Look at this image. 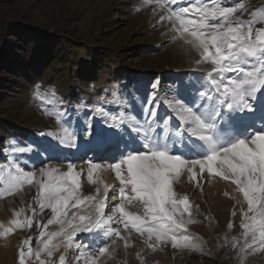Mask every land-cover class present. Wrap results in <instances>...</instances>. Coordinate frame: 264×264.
Returning <instances> with one entry per match:
<instances>
[{
    "label": "snow or ice",
    "instance_id": "1",
    "mask_svg": "<svg viewBox=\"0 0 264 264\" xmlns=\"http://www.w3.org/2000/svg\"><path fill=\"white\" fill-rule=\"evenodd\" d=\"M153 3L158 23L170 26L172 42L178 41L186 50L196 53L192 71L200 74L190 88L182 86L171 97H160L159 83H152V92L140 98L139 116L94 108L108 127L121 133L125 131L123 126L129 130L126 139L121 137L124 149L108 158L110 164L105 167L87 162V181L98 185L96 195L83 194V169L78 171L77 164L67 157L38 171L29 170L17 154L33 153V148L13 142L14 158L6 157L0 164V198L14 195L25 186L33 187V201L39 211H51L42 227L60 226L58 231L40 232V237L47 239L41 240L42 248L35 252L32 238L24 239L18 249L19 264H26V258L33 255L37 264H52L51 257L61 246L66 251L77 250V264H101V257L111 255L110 245L116 239L124 240L125 247L128 246L119 226L129 234L135 231L141 237L146 235L145 243L153 250L167 244L173 249L200 248L201 244L188 234V225L194 222L189 197H181L174 189L185 171L189 182L200 190L205 172L236 186L247 208H241L242 231L232 238L231 246L240 259L249 251L264 252V124L256 127L237 115L253 111L258 94L264 100V9H254L244 19L247 6L242 0L233 6H226L229 0H143L142 6ZM37 97L56 123L54 130L41 135L74 147L78 132L101 134L91 123L86 131L77 130L64 112L49 107L58 103L54 93L37 92ZM161 105L168 110L162 117L158 114ZM106 170L114 172L119 188L105 183L101 195L98 174ZM110 191L119 203L106 212ZM133 202L142 205V213L128 210ZM28 207L32 215H27L23 207L14 211L10 226L0 230V237L17 229L32 228L37 209L31 204ZM81 233L91 235V247L77 242ZM57 238L59 243H54ZM42 253L49 259H41ZM59 264H67L65 255H60Z\"/></svg>",
    "mask_w": 264,
    "mask_h": 264
},
{
    "label": "rangeland",
    "instance_id": "2",
    "mask_svg": "<svg viewBox=\"0 0 264 264\" xmlns=\"http://www.w3.org/2000/svg\"><path fill=\"white\" fill-rule=\"evenodd\" d=\"M242 2L247 6L244 19L252 10L264 9V0ZM235 3L237 0H229L226 6ZM142 5L143 0H0V164L6 157L14 158L11 151L14 141L20 146L30 145L33 153L17 154L21 164L26 162L29 170L38 171L67 157L77 164L78 171L83 169L80 177L83 194L96 195L98 185L87 181V162L91 160L105 167L110 164L111 156L104 153L99 157L98 151L114 148L115 155L123 150L125 141L121 137L126 139L129 130L123 126L125 131L121 133L108 127L94 108L139 116L140 98L152 92V83H159L160 97H171L182 86L190 88L200 74L192 71L196 53L186 50L178 41L172 42L170 26L158 23L159 15L153 14L155 3ZM46 41L53 46L50 52H42ZM37 92L54 93L58 103L49 107L64 112L72 127L86 131L91 123L101 134L78 132L74 147L41 135L54 130L56 123ZM253 105V111L237 115L260 127L264 124V100L259 94ZM167 111L161 105L158 114L162 117ZM103 132L116 134L105 136ZM49 156L59 159L49 160ZM108 171L111 170L98 174L102 181L101 195L105 183L119 188L113 171L112 179L105 176ZM174 189L181 197L185 194L189 197L194 222L188 225V234L201 247L173 249L167 244L153 250L145 243L146 235L141 237L135 231L129 234L119 226L128 246L125 247L124 240L116 239L110 245L111 255L101 257V264H264V252L249 251L240 259L231 246L232 238L242 231L241 208H247L234 184L205 172L200 190L189 182L185 171ZM35 195V188L25 186L14 195L0 198V230L10 226L14 211L21 207L29 216L30 204L37 209L31 229H17L0 237V264H19L18 249L24 239L32 238L35 252L42 248L41 240L47 239L40 237L41 231L59 230L58 224L42 227L51 211L45 209L41 213L33 201ZM112 197L110 191L106 212L119 203ZM128 210L142 213L143 207L133 202ZM76 240L92 246L90 234L81 233ZM54 243H59V238ZM62 254L67 264H77V250L66 251L63 246L51 257L52 264H59ZM40 258L49 259L46 253ZM26 264H37L35 256L26 258Z\"/></svg>",
    "mask_w": 264,
    "mask_h": 264
},
{
    "label": "bare ground",
    "instance_id": "3",
    "mask_svg": "<svg viewBox=\"0 0 264 264\" xmlns=\"http://www.w3.org/2000/svg\"><path fill=\"white\" fill-rule=\"evenodd\" d=\"M104 153H107V156H112L114 153H115V149L114 148H111V149H109V150H99L98 151V156L100 157L101 155L103 156L104 155ZM93 156H95V155H93ZM92 155H91V157H93ZM106 157V156H105ZM111 174H112V172L111 171H108L107 173H105V176L107 177H110V179H112V177H111ZM107 184V183H106ZM108 200H110V199H108ZM107 200V201H108Z\"/></svg>",
    "mask_w": 264,
    "mask_h": 264
},
{
    "label": "trees",
    "instance_id": "4",
    "mask_svg": "<svg viewBox=\"0 0 264 264\" xmlns=\"http://www.w3.org/2000/svg\"><path fill=\"white\" fill-rule=\"evenodd\" d=\"M47 38V37H46ZM52 44L50 43V41H46V43L43 44L42 47V52H50V50H52Z\"/></svg>",
    "mask_w": 264,
    "mask_h": 264
}]
</instances>
